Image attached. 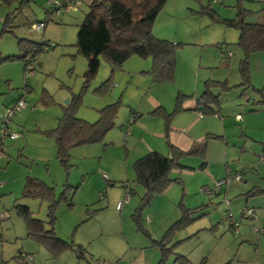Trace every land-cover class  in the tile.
<instances>
[{"label":"rangeland","instance_id":"1","mask_svg":"<svg viewBox=\"0 0 264 264\" xmlns=\"http://www.w3.org/2000/svg\"><path fill=\"white\" fill-rule=\"evenodd\" d=\"M49 1L30 0L19 4L18 0L10 5H0L1 17L8 12L14 16L12 32L4 33L0 38L3 56L19 54L18 37L37 42L44 39L49 44L47 49L37 53L34 69L28 74L24 70L25 60L21 58L0 62V121L4 107L12 105L22 94L26 101V106L14 114L10 125V130L19 132V137L2 138L10 168L4 173L6 166L0 164V179L8 181L6 178L13 172L19 174V167L27 171L21 179L16 180L14 176L18 182L9 186L5 194L0 192V210L9 213L0 220V250L4 264H89L70 248L51 256L43 245L27 237L24 219L16 213L15 203L27 205L35 217L46 221L47 229L53 227L60 237L79 243L97 264L119 262L128 246L125 258L133 256L132 248L140 247L147 264H156L159 249L137 230L131 216L140 194L134 189L130 197L137 199V203L130 210L125 207L119 212L112 205L124 198L123 182L129 181L133 186L138 184L132 181V166L126 161L129 152L123 143L128 138L124 139L123 124L128 119L132 123V112L140 105L141 109L147 107L145 94L159 97L171 110L178 92L198 95L206 79L226 80L229 86L226 90H215L221 92L218 114L204 113V128L198 132L191 130L194 135H201L194 141V146L206 136V167H199L200 157L183 155L180 161L191 169L171 171V177L180 180L172 183L164 199H152L142 209V221L159 239L179 217L177 204L182 201L187 208L194 209L191 210L193 219L174 231L170 243L173 252L186 254L191 263L204 259L202 264H264V161L259 159L264 154V105L256 102L259 98L257 89L264 88V51L251 53L250 84L244 87L238 71L243 55L236 45L238 31L213 22L207 14L200 12L201 4L209 3L220 16L232 18L237 0H167L154 21L160 36L153 34L179 43L173 79L153 81L148 72L151 58L132 55L120 69L113 71V85L103 93L97 90L111 74L109 65L100 57L95 77L84 86L86 59L75 45L78 24L87 11L89 0H83L75 9L54 13L43 31L30 29L32 23L46 19ZM241 5L249 11V20H262L264 0H241ZM223 49L231 52L228 63L222 61ZM198 68L202 80L195 90ZM72 94H80L75 115L88 122H94L98 109L108 103L118 102V114L102 142L71 148L70 167L66 173L56 158L54 140L46 131L56 126ZM186 115L184 111L176 113L172 121L176 120L178 127H182L187 121ZM144 116L143 120L149 124L145 134L148 139L155 129V120L161 122V117L151 112ZM138 121L139 118L130 125L131 135L141 133L135 129ZM228 171L237 172L248 182L231 178L221 191H202L212 186L214 177L224 178ZM103 174L112 175L108 182ZM26 176L37 177L51 188L56 200L52 225L47 215V200L21 196ZM67 184L74 189H66ZM255 185L262 191L247 194ZM244 206L254 210L252 218L242 217ZM147 209L151 210L148 215H155L149 226L144 213ZM229 211L231 217L227 219ZM230 221L235 224L233 229L229 227ZM20 252L33 259L24 261L20 257L18 263L14 256ZM174 256L170 253L164 264H180L174 261Z\"/></svg>","mask_w":264,"mask_h":264},{"label":"trees","instance_id":"2","mask_svg":"<svg viewBox=\"0 0 264 264\" xmlns=\"http://www.w3.org/2000/svg\"><path fill=\"white\" fill-rule=\"evenodd\" d=\"M15 1L18 0H0V5H10ZM29 1L30 0H19V4H22V2L28 3ZM166 1L167 0H90L87 3L88 8L78 24L75 42L79 53L86 59V68L83 74L84 86L95 77L100 65V57L105 59L111 70L109 77L100 83L98 90L96 89L97 92L100 93L106 92L113 85V71L120 69L123 63L132 55L142 58H151V67L148 72L153 81L160 82L173 79L176 66V51L179 47V43L156 37L152 32L153 22ZM235 8V16L232 18L220 16L209 3L206 6L201 4L200 12L207 14L213 22L222 23L238 31L236 45L242 50L243 54L238 63V71L241 76L240 83L243 84L244 87H247L250 84V55L255 51H264V23L249 20V11L242 7L241 0H237ZM58 11H61V9L49 5V7L45 9L46 19L44 23L51 20L52 15ZM13 18L14 16L11 12H8L2 17L0 38L4 33L12 32L11 22ZM17 45L19 54L3 56L0 52V62L12 58H21L25 60L24 70L26 71L28 61L31 60L33 64L29 71H32L34 69V58L37 53L42 49H47L49 44L44 40L37 42L24 37H18ZM223 53L225 55L222 57V61L224 60V63H228L231 52L228 51V49H223ZM220 64L226 66L223 63ZM25 86H27V84H25ZM227 88H229V86L226 80L206 79L203 82L202 91L197 98V104L200 110L203 113L211 112L218 114L220 108L219 95L221 92L217 93L216 91L226 90ZM257 91L259 93V98L256 99V102L264 105V88L257 89ZM189 96L188 94L178 92L175 99V108L171 112H167L164 109L154 110L164 118L167 125L165 128L166 134L169 129L168 123L174 111L179 110L182 100ZM79 101L80 94H72L68 103L63 108L61 117L58 118L56 126L46 131V134L51 136L54 140L56 158L65 168L66 173L68 172V167H70L69 151L71 148L78 145L102 142L107 132L114 126L118 114V102L108 103L98 109V117L94 122H88L75 115V109ZM132 113L135 112L133 111ZM134 119L135 116H133V120ZM167 143L169 146L168 155L156 150H150L138 157L131 165L134 175L133 181L141 184L144 188V192L131 216L137 230L148 237L157 249H159L160 254L156 264H164L170 253L175 254L174 261L180 264H202L204 259L198 263H191L186 254L173 252L172 246L170 245L175 233L174 231L188 224L193 219L191 216L192 209L187 208L182 201H179L177 204L180 209L179 217L172 222L159 239L151 238L149 231L142 221V209L150 203L151 199L155 195L164 192L171 183L180 180L179 177H171V171L174 169L189 168V166L180 162L183 155L193 154L200 157L202 160L200 167H204L206 164V140L187 151L179 149L169 141H167ZM228 173H231V171H228L227 174ZM106 181L108 182L109 179ZM125 185H127V183H125ZM70 188L74 189V187L67 184L66 189ZM127 190L130 191L129 188H127ZM217 191H221V189ZM217 191H215V193ZM261 191L262 190L258 186H254L246 193L250 195ZM21 196L39 197L47 200L49 203L47 215L52 225L54 220L53 208L56 200L52 195L51 188L44 181L34 176H26ZM16 200L17 199H15V201ZM69 205H71V203H69ZM14 208L16 213L24 219L27 237L43 245L51 256H56L68 248L77 251L79 258L87 253L79 243L60 237L53 227L47 229L45 225L46 221L35 217L27 205L15 203ZM198 208L196 207V209ZM247 208L249 207L244 206L242 208L241 215L242 217L252 218V215L245 213L244 210ZM87 211H89V209H87ZM230 217L231 212L229 211L226 218L230 219ZM229 227L230 229L235 227L233 221H230ZM1 241L2 236L0 232V243ZM175 243H172V245ZM20 253L14 256L18 259V263L20 262L19 258L22 257V253ZM4 263V260L1 258L0 264Z\"/></svg>","mask_w":264,"mask_h":264},{"label":"crops","instance_id":"3","mask_svg":"<svg viewBox=\"0 0 264 264\" xmlns=\"http://www.w3.org/2000/svg\"><path fill=\"white\" fill-rule=\"evenodd\" d=\"M1 21H2V17L0 16V22ZM258 22L264 23V13H262V20L260 19V20H258ZM45 27H46V23H45V26H44L43 30L45 29ZM152 32L155 35L160 36V35H158L160 33H159V31H157V27H156V24L155 23L152 26ZM200 76H202V75H200V68H198L197 73L195 74V78H196V81H195V88L196 89L195 90H197V86H198L197 83L200 80H202L201 79L202 77H200ZM123 78L125 79L126 76H123ZM21 96H23V94ZM198 97H199V94L197 95V93L196 94H190L189 97H186V98H184L182 100L181 108L179 110H177V111H174V113H173V115L171 117V120L168 123L169 129H168V132L166 134V132H165V128L167 126L166 125V122H165L164 118L161 115L157 114L156 111H154V110L164 109L167 112H171L175 108L176 100H174L173 109L168 110L167 109L168 108L167 105L165 103H163L159 99V97H155L153 95H147V94H145L144 100L146 101V106L147 107L145 109H141L142 108V105H140L139 106V109L134 111L135 113H133L134 114L133 116H135V119L132 121V123H133V122L136 121L137 118H139V121L135 125V129L137 128L139 130V132H141V133L139 135H137V136L136 135H131V127H130V125L132 123L130 122V124L127 126V121L129 119L126 120L124 122V124H123V131H126L127 127H129V133L127 134V136H124V139H127L128 138V140H127L126 143L124 141H123L124 143L122 142L123 145H124V148L126 149V151L129 152L128 156L126 157V161L129 162V163H131V165H132V163L138 157H140L141 155L145 154L146 152H148L150 150H156V151H159V152H161L163 154H165L167 152V154H165V155H168L169 154V146H168L167 141H169L171 144H173L174 146H176L179 149L184 150V151H187V150L192 149L193 146L196 144V143H194V141H196V139L199 138L201 135H198V133H196V135H194V133H192L191 130L195 129L196 132H198V130H202V128H204V117H203V114L204 113L200 110V107L197 104V98ZM175 99H176V97H175ZM6 107H4V108H6ZM4 108H3L2 112L4 111ZM142 110H146V111H142ZM182 111H184V113L187 114L185 116L187 121H186V123H185L184 126H182V127L179 126L178 127V125L175 122L176 120L174 122L172 120H173L174 115L176 113H179V112L181 113ZM150 112L153 113L154 116L158 115L159 117H161L160 118L161 119V122H158V120H155L156 121L155 122V125H154L155 126V129H152L151 133L149 134L150 138L146 139L145 138V134H147V132H148V126H149V124L146 121H144L143 118L145 117L144 114H148ZM133 116L131 118H133ZM1 117H2V115H1ZM151 120H154V118H151ZM10 125H11V123H10ZM10 125H9V128H10ZM124 134H125V132H124ZM201 140L202 141L206 140V136L204 138H202ZM202 141H200V142H202ZM126 145H128V147H126ZM0 152H1L0 153V164L6 166L5 167V170H4V173H8V170L10 168L9 167L10 161L8 160L9 155L6 153V151L4 149L2 137L0 139ZM206 152H207V147H206ZM262 153H264V149H262ZM191 155H193V154H191ZM182 164H184V163H182ZM184 165H186V164H184ZM205 167H206V164H205L204 167H200V168L204 169ZM12 169H14V168H12ZM188 169H191V167L189 166V168H186V169H174V170H176L177 172H179V171L188 170ZM26 172L27 171H25V168L19 167V174H16L15 175V173L13 172V174L10 175L9 178H6L8 181H5L6 184L4 186H1L0 187V192L1 191H4L2 193L5 194L6 189H8L9 186L11 187L13 185V183L18 182L16 180L21 179V176H23ZM14 176L17 177L16 180H14ZM110 176H112V175H109L108 176L106 174V178L104 176H103V178L105 180H108ZM219 178H222V177H217V179H219ZM215 179L216 178L214 177L213 180H215ZM132 181H133V178H132ZM240 181L243 182V183L248 182V180L245 177H241V175H240ZM125 183H127V185H125ZM134 183H136V182H134ZM122 185L124 187V191H123L124 196H125L126 193H128L129 194V198L126 201L123 202V204H122V206H121L120 209H117L116 208V203L119 200H121V199H118L115 203L112 204L114 206V208L117 211H119V212H123V210H124L125 207H129L127 210H130L132 208V206L134 207V205L137 203V199H135L134 197H130L132 195V193H134V189L137 190V192L140 194L139 195V198L142 196V194L144 192V188H143V186L141 184H140L141 186H137L136 184H134V186H133V185H131L129 183V181H126V182L122 183ZM171 185H172V183L167 187V189L164 192L155 195L152 199H156V200L157 199H164V197L167 195L169 189H171L170 188ZM253 187H251V188H253ZM127 188H129L130 191H128ZM202 191H205V189H203ZM160 197H162V198H160ZM17 198L18 197H16L15 199H17ZM138 202H139V199H138ZM137 204L135 205V207L137 206ZM6 212H8V211H6ZM144 213H145V217H146L145 218L146 223L149 226L150 223L155 220V215H153L152 217L150 215H148L149 213H151V210L150 209H147V211L144 212ZM150 236L153 239H157V236L156 235H152L150 233ZM146 238H148V237H146ZM148 240L150 241L149 238H148ZM150 243H151V241H150ZM0 247H1V245H0ZM129 248L130 247L128 246V248L125 251L126 252L129 251ZM132 249L133 250H130V251H133V256H131L130 258H125V256H127L126 255V252H125V253H123L120 256V261L119 262H112V263H109V264H115V263L116 264H147L146 258H145V255H144V251H142L140 249V247H135V248H132ZM0 252H1V258H2V251L0 250ZM32 259H33V257L31 258V260Z\"/></svg>","mask_w":264,"mask_h":264},{"label":"built area","instance_id":"4","mask_svg":"<svg viewBox=\"0 0 264 264\" xmlns=\"http://www.w3.org/2000/svg\"><path fill=\"white\" fill-rule=\"evenodd\" d=\"M82 1L83 0H50L49 5H51L53 7H58L60 9H62L63 11H69V10L77 8L82 3ZM44 25H45L44 21L34 22L30 25V29H33L36 31H41L44 28ZM32 64H33L32 61L28 62L27 66H26V73L27 74L29 73V70L32 67ZM25 106H26L25 98L23 96H21L12 105L4 108V111H3L2 117H1V121H0L1 137L8 136L10 138H17L20 135L19 132L11 131L9 129V124L11 123V120L13 119L14 114L18 110L22 109ZM236 117L240 118L239 114H237ZM129 124H130V120L127 121V126ZM128 133H129V127H127L124 136H127ZM260 160L264 161V154H262L260 156ZM103 176L106 178V174H103ZM231 178H233L235 180L236 179L240 180V175L238 173H235V174L228 173L227 176L224 178L215 179L212 183V186L205 189V191H207L208 193H214L215 191L222 189V187L224 185H227ZM5 184H6V182L0 179V186H4ZM128 198H129V194L126 193L124 198L122 200H119L116 203V208L120 209L123 202L126 201ZM244 211L246 214L254 216V210L247 208ZM7 216H8V212L0 211V220L6 218ZM0 245H1V243H0ZM27 255L28 254H22V258L24 261H30L31 260V257L27 256ZM0 261H1V252H0Z\"/></svg>","mask_w":264,"mask_h":264},{"label":"water","instance_id":"5","mask_svg":"<svg viewBox=\"0 0 264 264\" xmlns=\"http://www.w3.org/2000/svg\"><path fill=\"white\" fill-rule=\"evenodd\" d=\"M83 258L89 263V264H97L88 254H84Z\"/></svg>","mask_w":264,"mask_h":264}]
</instances>
